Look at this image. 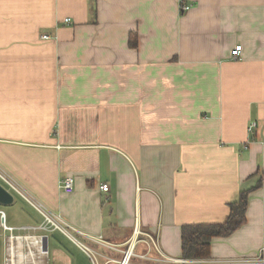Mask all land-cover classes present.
Masks as SVG:
<instances>
[{
    "label": "crops",
    "instance_id": "crops-1",
    "mask_svg": "<svg viewBox=\"0 0 264 264\" xmlns=\"http://www.w3.org/2000/svg\"><path fill=\"white\" fill-rule=\"evenodd\" d=\"M0 168L73 226L122 242L139 222L182 259V226L223 222L264 175V0H0ZM10 192L6 223L44 250L16 264H93L17 229L43 215ZM246 214L194 264H260L264 182Z\"/></svg>",
    "mask_w": 264,
    "mask_h": 264
},
{
    "label": "built area",
    "instance_id": "built-area-1",
    "mask_svg": "<svg viewBox=\"0 0 264 264\" xmlns=\"http://www.w3.org/2000/svg\"><path fill=\"white\" fill-rule=\"evenodd\" d=\"M180 6L182 11H185L190 9L192 5L185 1H181ZM66 21L69 22L70 18H66ZM42 38L50 39L51 36L48 33H44ZM240 51V47H236L232 50V55L238 56ZM257 127V121H252L248 126V130L251 134H254ZM0 182H2L8 190L15 191L22 195L43 215V222L41 224L37 226H22L17 229L23 231L58 230L75 242L88 255L93 264H194L209 262L207 260L176 259L170 256L161 246L160 235L145 230L139 222H136L132 234L122 242H112L106 239L103 234L94 235L87 233L73 226L60 215L53 213L43 204L24 192L17 182L1 168ZM59 187L66 193L73 192L75 189L74 177L69 175L62 178ZM100 188L104 192L110 190L109 185L106 183L101 184ZM0 217L1 249L3 248V252L7 254V259L4 258V263L14 264L15 262L16 264L20 259L23 260L28 253L33 254L36 259H39L40 255L44 253L43 245H38L39 241L43 242L42 237L38 235L15 234L14 231L16 228L6 223V214L4 211H0ZM23 242L24 246L28 248V250L25 249L27 252H24V246H22ZM28 242H34L37 245L35 246L36 248L32 249ZM262 254L263 250H261V255L257 258L245 261L264 264V255Z\"/></svg>",
    "mask_w": 264,
    "mask_h": 264
},
{
    "label": "trees",
    "instance_id": "trees-1",
    "mask_svg": "<svg viewBox=\"0 0 264 264\" xmlns=\"http://www.w3.org/2000/svg\"><path fill=\"white\" fill-rule=\"evenodd\" d=\"M137 46V40H131ZM264 175L257 184L242 190L236 201L229 204V214L223 222L185 224L182 226V257L184 259H204L211 256L213 238L227 237L240 228L247 220L250 193L262 186Z\"/></svg>",
    "mask_w": 264,
    "mask_h": 264
},
{
    "label": "water",
    "instance_id": "water-1",
    "mask_svg": "<svg viewBox=\"0 0 264 264\" xmlns=\"http://www.w3.org/2000/svg\"><path fill=\"white\" fill-rule=\"evenodd\" d=\"M15 200V196L0 182V204L8 205L12 204ZM0 264H1V224H0Z\"/></svg>",
    "mask_w": 264,
    "mask_h": 264
},
{
    "label": "rangeland",
    "instance_id": "rangeland-1",
    "mask_svg": "<svg viewBox=\"0 0 264 264\" xmlns=\"http://www.w3.org/2000/svg\"><path fill=\"white\" fill-rule=\"evenodd\" d=\"M1 207V206H0ZM3 208L6 206H2ZM3 232V229H2ZM4 258L7 259V254H5V252H3V248L1 249V264H5L4 263ZM188 260H200V259H188Z\"/></svg>",
    "mask_w": 264,
    "mask_h": 264
}]
</instances>
